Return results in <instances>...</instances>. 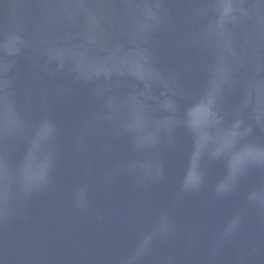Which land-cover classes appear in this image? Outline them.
Returning <instances> with one entry per match:
<instances>
[{"label":"water","instance_id":"95a60500","mask_svg":"<svg viewBox=\"0 0 264 264\" xmlns=\"http://www.w3.org/2000/svg\"><path fill=\"white\" fill-rule=\"evenodd\" d=\"M208 2L164 0V23L148 45L156 66L174 82L169 96L181 121L185 109L199 99L215 63V50L197 40L208 18L197 16L196 9ZM44 3L0 0V37L12 28L14 15L25 39L32 40L45 22ZM82 30L65 21L51 27L49 38L76 44ZM110 31L119 35V28ZM246 32L261 35L254 21L234 29L237 50L246 55L235 67L237 85L220 104L226 124L241 110L246 82L255 75L264 79V67L258 74L255 68L257 62L264 65V38L245 44ZM45 65V57L26 50L9 73L23 127L0 139V158L7 168L0 191L8 193L7 201L0 202V264H129L162 217H167V234L154 236L135 264H264V206L249 199L253 193L264 194V168L250 169L232 191L217 195L216 186L227 175L225 163L206 153L200 161L204 183L185 191L195 137L184 123L173 125L170 132L160 128L155 146L138 149L134 135L121 127L126 110L115 123L100 119L109 115L104 100L124 96L135 81H121L102 99L94 89L103 82L78 83L67 70L55 73L53 65L45 71ZM149 103L153 124L144 135L155 130V122L174 115ZM204 117L203 109L192 113L194 122ZM242 118L253 132L238 149L249 143L264 147V128L256 125L251 107ZM47 119L54 122L56 134L39 155L43 160L52 153L54 159L47 183L26 191L23 165L36 129ZM81 191L84 206L78 204ZM236 216L240 223L226 237L225 229Z\"/></svg>","mask_w":264,"mask_h":264},{"label":"clouds","instance_id":"9594fccd","mask_svg":"<svg viewBox=\"0 0 264 264\" xmlns=\"http://www.w3.org/2000/svg\"><path fill=\"white\" fill-rule=\"evenodd\" d=\"M42 6L46 10L45 22L32 40L25 39L23 26L14 15L11 17L12 28L0 37V139L23 127L15 108L11 92L13 80L9 73L15 68L16 59L29 50L33 55L46 58L45 71L55 65V73L62 74L67 70L78 83L103 82L94 89L102 99L109 88L118 87L121 81H135V86L124 96L109 95L104 100L109 115L100 119L115 123L121 111L126 110L127 120L121 127L134 135L138 149L155 146L160 128H167L170 132L173 125L184 123L195 137V154L184 178L183 190H198L204 183L200 161L206 153L213 161L223 160L225 163L227 175L217 184V195L232 191L238 178L250 169L264 168V147L250 143L237 147L253 132L252 126L242 118L244 110L251 107L256 125L264 128V79L255 75L246 82L241 110L231 123L226 124L220 110L225 93L238 83L235 67L237 63H243L246 55L237 50L234 29L243 21H254L261 35L246 32L245 44L252 39L264 38V0H252L251 3L247 0H209L196 9L197 16L208 18L197 40H203L208 48L214 49L216 56L199 99L185 109L183 121L175 118L177 104L169 96L174 82L156 66L154 52L148 46L164 23V0H45ZM65 21L68 25L82 27L75 37L79 43H62L49 38L51 27L64 26ZM115 28H119L118 36L110 31ZM262 67L264 65L259 62L255 64L257 74ZM149 101L154 102L157 109L174 115L155 122V130L144 135L153 124L151 113L154 108ZM197 109H203L205 117L194 122L192 113ZM55 134L56 126L51 119L42 121L36 129L23 165L26 191L47 183L54 156L49 153L40 160L39 154ZM77 143L82 146L80 141ZM6 178L7 168L0 158V183ZM7 199V191H0V202ZM249 199L253 202L259 200L264 206V194L253 193ZM84 203L81 191L78 204L84 206ZM239 223V216L233 218L225 229V236H230ZM168 230L167 217H162L156 231L143 238L129 264H135L148 252L154 236L166 235Z\"/></svg>","mask_w":264,"mask_h":264}]
</instances>
